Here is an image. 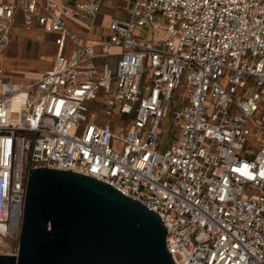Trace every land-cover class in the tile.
I'll return each mask as SVG.
<instances>
[{"label": "built area", "instance_id": "1", "mask_svg": "<svg viewBox=\"0 0 264 264\" xmlns=\"http://www.w3.org/2000/svg\"><path fill=\"white\" fill-rule=\"evenodd\" d=\"M99 9L0 0V55L16 14L56 47L35 82L0 71V238L20 233L28 169L44 167L157 213L174 264H264V0H132L105 39L81 44L66 20Z\"/></svg>", "mask_w": 264, "mask_h": 264}, {"label": "water", "instance_id": "2", "mask_svg": "<svg viewBox=\"0 0 264 264\" xmlns=\"http://www.w3.org/2000/svg\"><path fill=\"white\" fill-rule=\"evenodd\" d=\"M159 215L108 184L30 168L15 255L0 264H174Z\"/></svg>", "mask_w": 264, "mask_h": 264}, {"label": "crops", "instance_id": "3", "mask_svg": "<svg viewBox=\"0 0 264 264\" xmlns=\"http://www.w3.org/2000/svg\"><path fill=\"white\" fill-rule=\"evenodd\" d=\"M54 1H57L65 6H70L74 0H54ZM98 1L100 2V9H99V12L96 14L93 20V23H89V22H85L81 20H74V19L66 20L68 30L71 33L76 34L78 36L79 42L81 44H84V43L95 44L105 39L107 36V28L112 22V20L115 18H122V19L127 18L128 12L130 11L131 4H132V0H98ZM126 5L128 7L125 9L124 6ZM112 9L114 12H112ZM123 14H125L126 17H123ZM19 18L22 19L21 15L16 14L13 18V22ZM34 29H36L37 34H38L37 43L39 44L37 46H32L30 43L24 40L25 38L31 40L32 38L30 37H33L30 34H26L25 32L27 31L25 29L24 31H21V29L16 30L15 35H17L21 39L18 42V45L21 48V50H23L22 51L24 52L23 55H25L27 59H32L33 57L31 56V54L37 48L36 54L38 55L39 58H41L40 55L42 54V50L46 48V47L42 48L41 46L43 45L45 37L48 35L51 37L50 44L52 47L48 48L47 51L51 52V54L49 55L50 56L49 58L51 59L50 61L48 60L47 64L45 63L46 68H44L43 70H37V71L32 69L33 60L32 61L25 60L24 64L26 65V67L31 68V69L26 70V72L24 73L27 74L28 76L29 75L32 76L31 78H33L27 81V83L37 81L38 79H40V77L42 76L44 72L50 70L49 68H50L51 62L53 64V59L56 53V47L53 43L54 36L52 34L46 33L42 28H34ZM9 46H10V38H9V44L7 46V49L2 55H0V62H4L7 59L5 54ZM72 48H73V44L68 43L66 46V53H69ZM45 55H43L42 58L45 57ZM0 71L3 72L1 67H0Z\"/></svg>", "mask_w": 264, "mask_h": 264}, {"label": "rangeland", "instance_id": "4", "mask_svg": "<svg viewBox=\"0 0 264 264\" xmlns=\"http://www.w3.org/2000/svg\"><path fill=\"white\" fill-rule=\"evenodd\" d=\"M128 6H124V8L126 9ZM112 12L113 9H112ZM123 17H126L125 14H123ZM21 29V31H24L23 26H22V19H17L15 20L12 25H11V33H10V46L5 54L6 56V60L4 62H0V67L3 70V73L7 76H11L13 77L16 81L19 82H23L25 84H27V81H29L32 76H28L27 74H25L24 72H26V70L31 69L26 67L25 60L27 61H32V65H33V70L37 71V70H43L44 68H46V64L48 63V60L50 61L51 58H49L51 52H48L47 49L52 47L50 44V40L51 37L50 36H46L43 42V45L41 46L42 48L46 47L45 49L42 50V54L40 55L41 58L38 57V55L36 54L37 52V48L35 49V51H33V53L31 54V56L34 58L32 59H27L24 54V52H22L23 50H21V48L18 45V42L21 40L17 35H15L16 30ZM26 34H30L33 37L31 40L25 38L24 40L27 41L28 43H30L32 46H37L39 43H37V31L36 29H33L30 32H25ZM138 34V33H137ZM21 36V35H20ZM23 41V40H22ZM40 48V49H42ZM96 52H98V50L96 49ZM46 54V55H45ZM45 55V57L42 58V56ZM111 63V61H109ZM46 63V64H45ZM52 62L50 65V68H52ZM31 83V82H30ZM184 90V88L179 90V93H182ZM110 120H113V118H107ZM118 124L120 125H125L126 124V120H118L117 121ZM159 133H160V137H161V143L164 146H167V144H169L171 141H173L176 137V129L172 124V121L170 119L169 116H167L166 118H164L161 122L160 128H159ZM113 149L117 150V151H121L122 150V144L118 141H115L113 144ZM18 236L19 233L14 237V239H4V246L0 247V254H4V255H15L17 254V249H18Z\"/></svg>", "mask_w": 264, "mask_h": 264}, {"label": "bare ground", "instance_id": "5", "mask_svg": "<svg viewBox=\"0 0 264 264\" xmlns=\"http://www.w3.org/2000/svg\"><path fill=\"white\" fill-rule=\"evenodd\" d=\"M0 231H1V229H0ZM1 246H4V240L2 238H0V247Z\"/></svg>", "mask_w": 264, "mask_h": 264}]
</instances>
